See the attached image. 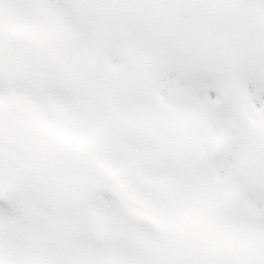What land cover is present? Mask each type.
Here are the masks:
<instances>
[{
  "label": "snow or ice",
  "instance_id": "1",
  "mask_svg": "<svg viewBox=\"0 0 264 264\" xmlns=\"http://www.w3.org/2000/svg\"><path fill=\"white\" fill-rule=\"evenodd\" d=\"M0 264H264V0H0Z\"/></svg>",
  "mask_w": 264,
  "mask_h": 264
}]
</instances>
